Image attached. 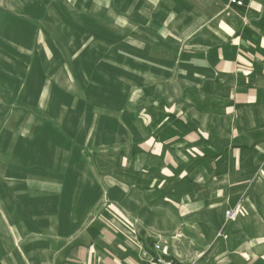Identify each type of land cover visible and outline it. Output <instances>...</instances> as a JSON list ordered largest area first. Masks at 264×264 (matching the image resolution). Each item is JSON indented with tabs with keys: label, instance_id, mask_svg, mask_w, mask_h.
I'll use <instances>...</instances> for the list:
<instances>
[{
	"label": "crops",
	"instance_id": "crops-1",
	"mask_svg": "<svg viewBox=\"0 0 264 264\" xmlns=\"http://www.w3.org/2000/svg\"><path fill=\"white\" fill-rule=\"evenodd\" d=\"M229 1L209 18L201 66L140 95L131 144L92 181L98 196L69 187L0 218V264H149L143 252L157 256V242L178 264L264 254L243 165V148L262 139L244 113L264 97V0ZM237 205L241 217L222 231Z\"/></svg>",
	"mask_w": 264,
	"mask_h": 264
},
{
	"label": "rangeland",
	"instance_id": "rangeland-1",
	"mask_svg": "<svg viewBox=\"0 0 264 264\" xmlns=\"http://www.w3.org/2000/svg\"><path fill=\"white\" fill-rule=\"evenodd\" d=\"M224 8L221 0H0V218L69 187L98 196L92 181L131 144L140 95L201 66L209 18ZM261 100L244 113L262 135L243 148L251 222L264 220ZM237 208L222 231L241 217ZM252 254L203 264H264L260 250Z\"/></svg>",
	"mask_w": 264,
	"mask_h": 264
},
{
	"label": "built area",
	"instance_id": "built-area-1",
	"mask_svg": "<svg viewBox=\"0 0 264 264\" xmlns=\"http://www.w3.org/2000/svg\"><path fill=\"white\" fill-rule=\"evenodd\" d=\"M229 5H234L238 7H245V0H230ZM240 214V208L235 210H228L226 213L227 221L229 219L234 220ZM154 250L158 253L157 256H152L147 251L143 252V256L148 260L149 264H178L174 259L168 258L166 250L162 247L160 242L154 245Z\"/></svg>",
	"mask_w": 264,
	"mask_h": 264
}]
</instances>
